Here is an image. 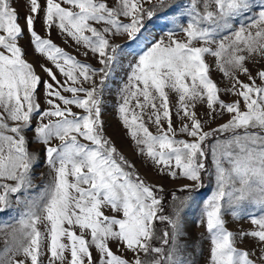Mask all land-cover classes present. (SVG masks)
<instances>
[{
  "label": "snow or ice",
  "instance_id": "1",
  "mask_svg": "<svg viewBox=\"0 0 264 264\" xmlns=\"http://www.w3.org/2000/svg\"><path fill=\"white\" fill-rule=\"evenodd\" d=\"M27 3L30 43L64 81L41 65L52 82L42 81L19 44L24 29L17 10L11 0H0V212L12 209L13 197L18 210L14 223L0 227V264H191L182 242L181 213L188 198L165 215L157 186L119 153L101 120V92L122 51L112 39L126 35L134 41L145 18L174 8L184 23L173 21L168 39L155 41L129 65L120 89V120L158 172L193 181L196 189L203 187V174L213 177L201 218L210 240L208 264H264V68L254 76L246 66L255 57L264 59V0H44L43 9L39 0ZM41 10L49 32L55 26L95 54L103 67L82 63L42 38L34 27ZM177 29L184 39L176 38ZM206 56L215 57L217 69L233 82L223 91L240 99L220 98ZM42 83L49 106L44 110L38 98ZM170 92L177 97V116L189 121L178 130ZM197 103H206L210 117L227 113L230 118L205 131L194 110ZM34 116L39 118L35 125ZM29 131L31 142L44 147L49 177L42 186L34 182L40 158L38 149H30ZM181 190L195 189L184 185ZM228 210L233 218L247 215L254 229L228 230ZM157 223L165 227L158 230ZM245 237L255 242L259 255L237 247V238Z\"/></svg>",
  "mask_w": 264,
  "mask_h": 264
},
{
  "label": "rangeland",
  "instance_id": "2",
  "mask_svg": "<svg viewBox=\"0 0 264 264\" xmlns=\"http://www.w3.org/2000/svg\"><path fill=\"white\" fill-rule=\"evenodd\" d=\"M42 5H44V0H39ZM111 3L112 0H109ZM173 4H181L186 3L187 0H170ZM11 6L14 7L19 15V24L24 29L23 38L19 40L20 46L25 50L26 56L25 59L33 63L35 70L38 75H40L42 81L47 80L48 82H52L47 73L43 71L41 65H46L48 68H51L53 72L56 73L57 79L61 82L64 81V77L59 73V71L55 68L53 63L46 59L43 55L35 52L33 45L30 43V37L26 26V16L30 12V8L28 7L27 0H11ZM145 7H149V5H145ZM177 10L171 9L166 14H161V12H157V15L153 17L150 21L145 18L144 24L145 27L142 30L141 34L134 41H130L128 37L125 36H117L112 39V43L116 45L122 46V51L120 53L119 63L113 66L112 75L105 81L101 92V120L103 122V132L106 137H108L111 142L115 145L120 154H122L125 159L131 164L134 165V170L139 173V175L148 183L157 186L158 193L164 191H171L172 195L170 200L168 201L167 208L164 212L165 215L171 214L173 206L178 205L180 199L187 197V203L183 208L181 213L182 222H183V230L184 236L182 237V242L187 245L186 255L188 259L191 261V264H208L209 255H210V240L208 238V233L206 231V227L201 223L204 203L211 195V192L214 188V179L209 174H203V187L198 189L195 188V182L187 180L185 178L179 177L176 179L171 178L167 174H162L158 172L156 166H154L150 159H148L145 155H142L139 151V148L135 144V142L128 135V130L123 126L119 113L118 106L121 102V94L120 89L124 83L127 82V77L129 72L131 71L129 65L131 63H135L138 55L146 50L152 43L160 39H168L167 32L171 30L174 25L173 21L178 24L184 23V18L180 15H174ZM44 12L41 10L39 14L35 16L34 27L35 31L41 35L42 38L51 39L57 46L64 49L69 54L73 55L81 61L82 63L90 64L93 68L100 69L103 67L99 63V60L95 54L91 51L84 48L82 45H77L70 37L66 34L62 33L58 28L53 26L49 32V29L44 25ZM238 26V25H237ZM226 34V33H225ZM177 39H184V34L177 29ZM87 52V55H85ZM206 62L210 65V77L217 84V86L222 90L220 92V98L225 102H232L237 99H240L238 96L223 91L224 89H228L232 86V81L228 78H225L223 74L217 69L215 64V57L206 56ZM246 66L252 70V74L255 76L257 69L264 68V59L260 57H255L253 61L246 62ZM239 79L245 83H248V77L243 74H238ZM95 81L97 85H99L100 77L99 75L95 77ZM260 81L257 80V84ZM85 87L89 85L85 83ZM66 96L71 97V93H63ZM38 98L41 105V110L48 108L49 106L46 103L47 99V90L42 83L39 86L38 90ZM170 103L172 105V124L174 129H179L182 123H189V121L181 120L176 114V94L170 92L169 93ZM59 103V101H58ZM63 107V105H61ZM243 107V105H241ZM73 112H81V110L75 106H71ZM195 112L197 113V118L201 119L204 123V130L209 131L210 129L216 128L218 125L225 123L230 117L229 114L224 113L220 115L218 113H213L212 117L208 116L207 113L209 110L207 109L206 103H197L195 107ZM182 115V114H181ZM214 117V118H213ZM38 117H33V125L38 122ZM46 122V121H45ZM150 131L156 132V128L154 125H148ZM165 127L167 125L165 124ZM33 133L31 131L27 132V137L30 141V149L37 150L39 152V163L34 168V182L37 185L42 186L43 182L49 177V169L44 164V147L43 145H37L36 143H32ZM178 139H190L184 134H178ZM214 141H209V143ZM54 145L58 144V140H53ZM209 170L211 171V159L209 157ZM43 174V175H41ZM54 175V174H53ZM11 183V182H10ZM184 185L192 186L195 190L188 192L182 191ZM162 189V191H159ZM173 193L175 197L179 199H174ZM13 207L7 211L0 212V227H3L5 224L14 223V217L17 216V205L15 203V197L12 198ZM163 203V201H162ZM252 211H256L252 209ZM106 214H111V212H107ZM224 219L226 221V227L228 230L238 232L239 230H253L254 225L250 222V219L247 215L242 214L239 218H233L231 215V210H228L224 214ZM165 225L157 223L158 230H162ZM6 231H10V229H5ZM0 247H2V242H0ZM112 250L117 254H121V252L117 251V246L115 243L111 244ZM237 247L244 250L252 251L256 250L257 255H259V248L255 244V242L248 237H245L243 241L237 238ZM94 258L99 257V253L93 249ZM127 257L131 258L132 253L127 252L123 253ZM66 255H68L66 253ZM47 258L45 257V260Z\"/></svg>",
  "mask_w": 264,
  "mask_h": 264
},
{
  "label": "trees",
  "instance_id": "3",
  "mask_svg": "<svg viewBox=\"0 0 264 264\" xmlns=\"http://www.w3.org/2000/svg\"><path fill=\"white\" fill-rule=\"evenodd\" d=\"M158 195L161 196L162 198V201H163V207H164V212L167 208V205H168V201L170 200L171 198V195H172V192L171 191H164V192H160L158 193Z\"/></svg>",
  "mask_w": 264,
  "mask_h": 264
}]
</instances>
